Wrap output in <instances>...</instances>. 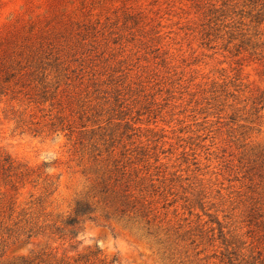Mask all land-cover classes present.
<instances>
[{"label":"rangeland","instance_id":"rangeland-1","mask_svg":"<svg viewBox=\"0 0 264 264\" xmlns=\"http://www.w3.org/2000/svg\"><path fill=\"white\" fill-rule=\"evenodd\" d=\"M93 5L0 0V35L23 27L37 45L51 28L60 32L52 43L69 48L70 65L61 81L65 90L47 100L39 90L0 99V156L50 165L37 182L14 192L18 225L1 212L0 225L12 230L0 229V264H75L97 249V264H225L217 222L240 245V256L252 254L264 264V109L259 118L251 110L264 92V66L237 62L213 36L207 43L188 0ZM52 108L72 110L76 126L109 128L107 138L113 130L116 138L123 135L116 151L140 157L139 168L148 164L152 207L171 241L159 243L127 218L102 216L105 205L71 238L65 221L76 199L91 200L93 160L87 139L74 147L67 131L49 132V117L39 120ZM18 118L25 122L18 125ZM209 227L215 229L211 242L197 235ZM23 229L41 230L28 238Z\"/></svg>","mask_w":264,"mask_h":264},{"label":"trees","instance_id":"trees-1","mask_svg":"<svg viewBox=\"0 0 264 264\" xmlns=\"http://www.w3.org/2000/svg\"><path fill=\"white\" fill-rule=\"evenodd\" d=\"M110 1L91 0V5L95 3L92 7L94 8L96 5H104ZM188 1L198 15L203 27L202 35L204 40L207 39V43H210V37L213 36L215 42L220 41L225 50L231 51L233 56L238 57L237 62L251 59L264 66V0ZM126 15L131 16L129 12ZM48 29L49 32L46 34H51L50 37L37 45L30 42V30L26 31L23 27L8 29L0 35V99L6 96L14 99L21 94L28 95L29 90H39L40 97L47 100L48 95L52 96L54 91L65 90L60 87L62 79L67 77L66 71L70 69V65H65L67 62L64 59V56L67 57L66 52L69 48L63 50L59 48L60 44H53V36L57 37L60 32ZM66 109L68 108H52L49 110L50 113L41 115L42 119L39 120L49 117L44 124L48 126L49 132L67 131L66 136L72 141L74 147L77 144L82 145L84 139L88 140L89 154L93 160L94 185L91 200L85 197L76 199L73 212L65 221V224L70 227L68 232L71 238L79 232L82 222L96 220L95 212L98 206L105 205L111 210L102 207L104 210L102 216L127 218V221L140 225L146 236L154 237L159 243L171 241L170 230H164L161 227L159 213L152 207L155 200L152 198L151 191H155V183L152 173L149 174L148 164L139 168L138 164L142 161L140 157L134 158L127 149L116 151V143L122 140L123 135L116 138L117 134L113 130L107 138L108 135L105 133L109 129L107 127L100 125L99 131L93 127L88 130L84 122L76 126L75 120L72 119L73 111L69 110L68 114ZM263 109L264 92L255 98L251 110L256 118H259V113ZM231 119L236 118L231 116ZM15 121L18 125L25 122L23 118ZM49 166V163L44 161L38 167H31L8 154L0 156V214L2 211L7 212V219L12 226L20 223L19 215H15L17 200L14 192L19 189V184L25 187L27 183L37 182L45 173L43 169ZM52 185V181L47 184L48 187ZM217 223L218 238L221 239L224 247L220 251L221 261L225 264H262L259 258L252 254L240 256L238 249L240 245L233 246L235 242L226 238L223 226ZM3 224L2 221L1 230L6 229L7 232L12 230L9 228L10 225L3 226ZM57 229L60 230V228ZM40 230L23 229L19 233L26 234L29 238L37 235ZM214 230L210 227L207 231L201 229L200 234L197 235L211 242L215 235L210 236L209 233ZM189 233L191 234V231ZM176 235L182 240L191 239L186 234L176 233ZM194 242V239L191 240V244ZM98 253L99 249L81 255L76 259L75 264H97L93 259Z\"/></svg>","mask_w":264,"mask_h":264}]
</instances>
